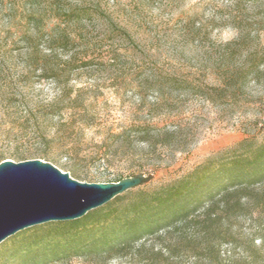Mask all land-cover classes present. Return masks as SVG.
I'll use <instances>...</instances> for the list:
<instances>
[{
  "label": "rangeland",
  "instance_id": "1",
  "mask_svg": "<svg viewBox=\"0 0 264 264\" xmlns=\"http://www.w3.org/2000/svg\"><path fill=\"white\" fill-rule=\"evenodd\" d=\"M34 1L40 6L33 7ZM239 1L0 0V154L13 162H18L10 159L15 156L37 155L71 177L70 170H76L80 177L74 179L90 184L108 183L118 174L127 178L134 172L153 174L155 180L146 186L155 187L183 176L210 155L255 135L264 125V79L251 78L236 100L223 108L179 91L171 93L166 109L152 107L156 94L144 83L151 72L161 70L178 78L194 79L198 85L217 84L213 75L214 53L220 44L238 39L239 30L228 19ZM50 4L97 8L129 30L132 40L115 38L94 22L87 31L95 41L102 42L104 51L97 54H103L105 61L114 56L115 62L93 65L72 74L61 73L56 79L43 75L40 68L29 65L20 36L28 16L37 9L44 14L49 27L55 24L51 20ZM239 8L245 9L252 22L259 19L255 17V5L242 2ZM250 42L264 48V32L253 31ZM41 45L39 49L48 54L45 44ZM55 54H58L56 63L69 57L60 56L61 50ZM152 119L157 127L165 124L181 127L184 149L133 163L117 161L108 169L85 159L107 146L117 145L112 134ZM43 137L52 141L41 145L35 141ZM66 154L72 158H66ZM235 228L246 235L255 230L245 220ZM33 229L1 244L0 264L21 243L31 240L35 231H29ZM262 246L261 241L256 242L258 264H264ZM245 247L253 250L245 242L237 253H242ZM136 262L132 257L114 256L107 261L82 258L53 264Z\"/></svg>",
  "mask_w": 264,
  "mask_h": 264
},
{
  "label": "trees",
  "instance_id": "2",
  "mask_svg": "<svg viewBox=\"0 0 264 264\" xmlns=\"http://www.w3.org/2000/svg\"><path fill=\"white\" fill-rule=\"evenodd\" d=\"M242 2L255 5L258 20H249L245 9L239 8ZM37 5L34 1L33 7ZM37 10L39 14L28 16L20 39L29 65L53 79L61 73L115 62L114 56L105 61L103 54H97L104 51L102 42L87 31L94 22L115 38L132 40L129 30L97 8L50 4L55 23L50 27ZM232 11L228 22L239 30V36L236 41L220 44L214 53L217 84L202 86L194 79L161 70L151 72L144 83L156 94L152 107L166 109L171 93L179 91L223 108L236 100L251 78L264 79V48L250 42L253 31L264 32V0H240ZM40 44H45L48 54H43ZM60 50V56L69 57L56 63L58 54L54 52ZM152 121L112 134L117 145L85 159L108 169L117 161L133 163L184 149L181 127H157ZM35 141L41 145L52 140L43 137ZM65 157L72 158L69 154ZM37 158L43 159L37 155L10 159L22 162ZM7 159L0 154V163ZM70 173L73 178L80 177L74 169ZM133 175L136 172L129 174ZM125 178L118 174L112 181ZM243 220L252 223L253 233L246 235L235 228ZM33 231L31 240L21 243L4 264H53L82 258L107 261L114 256L132 257L137 264H258L256 242L261 241L264 247V131L257 130L255 135L210 155L171 182L129 191L81 220L50 223L29 232ZM245 242L254 251L245 247L237 253Z\"/></svg>",
  "mask_w": 264,
  "mask_h": 264
},
{
  "label": "water",
  "instance_id": "3",
  "mask_svg": "<svg viewBox=\"0 0 264 264\" xmlns=\"http://www.w3.org/2000/svg\"><path fill=\"white\" fill-rule=\"evenodd\" d=\"M154 180L153 174L138 173L119 182L90 184L40 159L4 160L0 163V246L36 226L81 220Z\"/></svg>",
  "mask_w": 264,
  "mask_h": 264
}]
</instances>
